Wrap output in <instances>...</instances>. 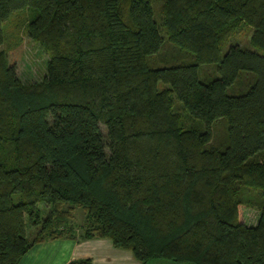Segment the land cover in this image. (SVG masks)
<instances>
[{"label":"trees","instance_id":"16d2710c","mask_svg":"<svg viewBox=\"0 0 264 264\" xmlns=\"http://www.w3.org/2000/svg\"><path fill=\"white\" fill-rule=\"evenodd\" d=\"M10 21L38 81L7 62ZM57 239L264 264V0H0V264Z\"/></svg>","mask_w":264,"mask_h":264},{"label":"crops","instance_id":"0c3cea01","mask_svg":"<svg viewBox=\"0 0 264 264\" xmlns=\"http://www.w3.org/2000/svg\"><path fill=\"white\" fill-rule=\"evenodd\" d=\"M83 258H89L91 264H140L129 251L114 248L108 239L42 242L33 245L21 257L19 264H66Z\"/></svg>","mask_w":264,"mask_h":264},{"label":"rangeland","instance_id":"374dc122","mask_svg":"<svg viewBox=\"0 0 264 264\" xmlns=\"http://www.w3.org/2000/svg\"><path fill=\"white\" fill-rule=\"evenodd\" d=\"M8 43V50L6 52L7 62H16L19 70V78L23 82L38 81L44 71L45 55L40 52L39 48L27 41L19 29L15 31L13 22L10 21L4 27ZM248 33L242 32L239 36L241 45H245L248 41ZM14 37V38H13ZM258 212L251 209H244L242 213V221L247 225H255L258 219ZM84 216L81 209H76L73 218V225L79 227L83 224ZM152 264H158L157 262Z\"/></svg>","mask_w":264,"mask_h":264}]
</instances>
